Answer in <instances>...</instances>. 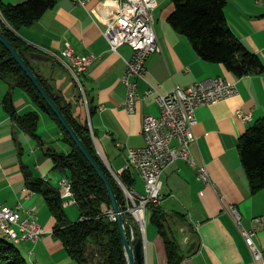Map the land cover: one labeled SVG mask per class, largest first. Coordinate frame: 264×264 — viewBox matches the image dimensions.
<instances>
[{
    "label": "crops",
    "instance_id": "obj_1",
    "mask_svg": "<svg viewBox=\"0 0 264 264\" xmlns=\"http://www.w3.org/2000/svg\"><path fill=\"white\" fill-rule=\"evenodd\" d=\"M24 1L2 0L4 4ZM153 1L160 51L152 53L146 61V79L138 80L142 98L133 112L126 109L127 87L122 79L125 61L131 57L132 50L126 44L119 46L117 51L111 50L103 34L109 8L101 0H89L85 5L76 0H55L52 8L31 25L15 31V35L49 57V60L35 62L38 70L72 102L75 115L87 117L97 154L118 174L126 165L127 149L144 145L143 117L160 113L156 94L144 96L147 89L155 87L161 93H168L175 87L186 88L212 77L235 82L237 95L196 109L195 141L190 144L194 162L178 159L167 166L162 175L159 207L165 212L177 211L186 216L187 224H178L176 231L184 254L182 264H256L226 207L234 205L238 209L246 228L253 225V218L264 214V188L251 193L238 150L239 138L248 127L264 119V72L237 77L223 64L202 59L189 40L169 24L168 17L174 10L172 0ZM225 16L232 33L264 63V4L256 0H226ZM66 43L79 55L96 57L78 80L50 56L51 53L60 54ZM50 59L60 67L53 65ZM74 81L83 94L85 107L77 102ZM9 92L18 114L30 111L39 114L37 138L25 132L7 114L3 101ZM88 102L91 111H88ZM238 109L250 113L251 120L244 121L236 116ZM50 149L57 153H67L70 149L56 122L21 88H10L0 78V202L12 207L19 205L22 217L26 216L27 209L34 208L37 222L46 231L35 242L12 243L24 259V254L28 256L30 264H78L57 238L56 218L44 198L27 186L30 177L60 191V181L65 175L47 155ZM201 164L206 166L208 184L198 178V165ZM130 170L135 177L132 188L143 192V179L135 170ZM61 201L67 221L72 223L69 218L78 220V212L69 210L76 204L65 205L64 199ZM2 237L7 241L0 229V239ZM255 242L262 251L259 264H264V229L257 232ZM192 243L195 245L190 249ZM143 250L144 264H167L164 244L149 215Z\"/></svg>",
    "mask_w": 264,
    "mask_h": 264
},
{
    "label": "trees",
    "instance_id": "obj_2",
    "mask_svg": "<svg viewBox=\"0 0 264 264\" xmlns=\"http://www.w3.org/2000/svg\"><path fill=\"white\" fill-rule=\"evenodd\" d=\"M172 2L174 10L168 17L169 24L177 33L189 40L193 50L202 59L223 64L237 77L264 72L261 58L251 53L227 26L226 0H172ZM54 4L55 0H25L18 4H4L0 0V28L3 35L17 48L40 84L76 131L87 151L106 174L121 207L124 204L123 191L95 150L87 117L81 118L75 115L72 102L66 100L62 93L51 85L49 78L40 73L38 66L30 57L32 52L37 51L15 35V31L31 25ZM50 62L53 65L57 64L52 59ZM56 66L60 67L59 64ZM0 78L6 81L10 88H21L33 102L38 104L56 122L64 141L70 147L67 153H57L50 149L47 155L52 157L55 167L70 182L76 206L80 210V218L76 222L67 221L59 191L39 179L27 178L30 191L42 195L51 214L56 218L54 232L68 255L78 264H126L118 224L108 214L111 208L105 184L77 149L56 115L42 106V97L37 88L1 43ZM81 82L83 84L82 79ZM73 83L77 102L85 107L83 94L78 84L75 81ZM3 104L7 114L19 127L33 137H38L39 114L36 111L18 114L11 104L10 92L4 98ZM88 111H91L89 102ZM238 150L251 193H256L264 188V119L248 127L239 138ZM119 178L127 188H132L135 183L134 173L131 170L121 172ZM147 215L164 244L167 264H182L184 254L177 242L176 231L178 224H187L186 216L177 211L165 212L159 206H150ZM125 228L130 239V227L126 225ZM134 228L136 238H141V232L135 223ZM192 233L195 234L193 228ZM89 246H92L90 250H88ZM0 264H26V262L12 241L0 240Z\"/></svg>",
    "mask_w": 264,
    "mask_h": 264
},
{
    "label": "built area",
    "instance_id": "obj_3",
    "mask_svg": "<svg viewBox=\"0 0 264 264\" xmlns=\"http://www.w3.org/2000/svg\"><path fill=\"white\" fill-rule=\"evenodd\" d=\"M85 5L89 0H76ZM109 8V17L103 32L111 50L117 51L121 45H128L132 55L125 61L126 67L123 81L127 87L125 105L128 112L136 109L142 98L138 90V80H145L148 69L146 61L155 52L160 51L155 30V14L153 0H101ZM264 4V0H256ZM52 58L64 65L78 80L95 60L94 55H79L66 43L60 54L51 53ZM155 93V101L159 106L158 115H145L142 122L144 145L128 148L126 165L123 171L133 169L144 181V191L127 188L120 180L119 174L109 166L113 177L121 187L124 197V213H129L144 237L147 220L146 206L159 205L162 199V175L169 164L175 160L194 162L190 144L195 141L193 126L196 123L195 111L198 107L214 104L220 100L238 94L235 82L221 77L202 79L186 88L175 87L171 92L161 93L155 87L149 88L144 96ZM242 120H251L250 113L235 111ZM176 141V144L173 142ZM198 178L208 184L210 182L206 166L198 165ZM60 197L64 204H76L70 182L67 178L60 181ZM20 206L14 207L0 202V229H7L11 240L35 242L46 232L37 222L34 208L27 209L26 216L19 213ZM234 222L246 245L249 247L256 264L262 262V252L255 242L256 234L264 229V214L253 218V225L246 228L242 216L234 205H227ZM109 216L115 220L113 212Z\"/></svg>",
    "mask_w": 264,
    "mask_h": 264
},
{
    "label": "water",
    "instance_id": "obj_4",
    "mask_svg": "<svg viewBox=\"0 0 264 264\" xmlns=\"http://www.w3.org/2000/svg\"><path fill=\"white\" fill-rule=\"evenodd\" d=\"M0 43L9 51L14 61L18 64L19 68L25 73L27 78L33 83V85L37 88L39 94L42 97L41 104L42 106L48 111L51 110L56 117L58 118L59 122L61 123L62 127L65 131L69 134L72 138V141L76 144L77 149L84 155L87 159L91 167L95 170L96 174L105 184V187L108 192V197L110 200V208L114 213L116 222L118 224L122 245L125 251V263L126 264H143L144 262V250H143V236L141 238H136V232L134 228L133 222L126 218L121 212L119 208L118 201L116 199V195L114 189L107 178L106 174L103 172L101 167L95 161V159L90 155L87 151L86 147L84 146L82 140L77 135L76 131L73 129L71 124L68 122L65 115L61 112L58 108L54 100L50 97L47 93L46 89L40 84L36 75L32 72V70L28 67L25 60L15 48L12 43L3 35L2 30L0 28ZM30 57L34 62L38 60H49V57L39 53V52H32ZM126 225L130 227L131 230V237L130 239L127 236L126 232ZM195 243L191 244L192 249Z\"/></svg>",
    "mask_w": 264,
    "mask_h": 264
},
{
    "label": "bare ground",
    "instance_id": "obj_5",
    "mask_svg": "<svg viewBox=\"0 0 264 264\" xmlns=\"http://www.w3.org/2000/svg\"><path fill=\"white\" fill-rule=\"evenodd\" d=\"M144 182V181H143ZM59 194H60V191H59ZM124 204H125V197H124ZM124 204H123V206H119V208H120V212L126 217V218H128V219H130L132 222H134L135 221V219L129 214V213H124L123 212V210H124ZM150 206H153V207H157V206H159V205H157V206H155V205H151V204H148L147 206H146V210H145V213H146V215H147V211H148V208L150 207ZM112 211V210H111ZM114 214V213H113ZM113 221H116V219L115 220H113ZM146 223H147V220H146ZM146 223H145V229H144V232H145V230H146ZM134 224V223H133ZM1 231H2V234L8 239V240H10V241H12V242H14V243H18L17 241H15V240H11V238H10V234L9 233H7V229H1ZM131 231V230H130ZM141 231V230H140ZM262 252V251H261ZM144 263V262H143Z\"/></svg>",
    "mask_w": 264,
    "mask_h": 264
},
{
    "label": "rangeland",
    "instance_id": "obj_6",
    "mask_svg": "<svg viewBox=\"0 0 264 264\" xmlns=\"http://www.w3.org/2000/svg\"><path fill=\"white\" fill-rule=\"evenodd\" d=\"M69 210H70V211H71V210H75V211H77L78 214L80 215V210H79L78 206H76V207H75V206H72V207L69 208ZM69 220L72 221V222H76V221H77V218H76V219L69 218ZM0 240H2V241H6L5 238H3V237H2ZM8 241H9V240L7 239V242H8ZM91 247H92V246H89L88 250H90ZM24 256L26 257V258H25V262H26V264H30V263H29V260H28V259H29L28 256L25 255V254H24ZM143 264H144V263H143Z\"/></svg>",
    "mask_w": 264,
    "mask_h": 264
}]
</instances>
